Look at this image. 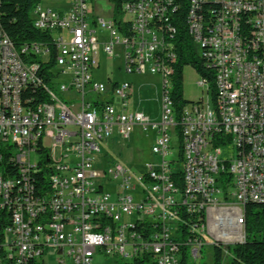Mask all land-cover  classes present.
I'll return each instance as SVG.
<instances>
[{"label": "built area", "instance_id": "obj_1", "mask_svg": "<svg viewBox=\"0 0 264 264\" xmlns=\"http://www.w3.org/2000/svg\"><path fill=\"white\" fill-rule=\"evenodd\" d=\"M199 1L41 0L33 22L50 39L17 47L0 32V264H181L184 245L193 263L208 234L225 253L245 241L243 209L264 203V0H220L191 22ZM181 11L216 81L213 90L201 78L202 96L178 118L170 78ZM101 51L122 55L127 72L161 74L158 123L128 111L131 82L93 77ZM51 58L56 84L40 62ZM33 90L47 101L33 102ZM137 126L155 131L157 158L135 171L101 144L129 140ZM44 158L49 186L37 190Z\"/></svg>", "mask_w": 264, "mask_h": 264}, {"label": "trees", "instance_id": "obj_2", "mask_svg": "<svg viewBox=\"0 0 264 264\" xmlns=\"http://www.w3.org/2000/svg\"><path fill=\"white\" fill-rule=\"evenodd\" d=\"M41 0H0V26L3 31L11 38L17 47L26 44H31L34 41H45L50 39V36L45 32L38 30L34 26L32 9L35 4ZM201 4L203 5L202 12H208L207 8H218L217 4ZM178 20V31L173 38L176 46L174 47L177 54V61L175 63V72L172 75V90L171 95L174 102V108L177 117L180 118L181 112L187 104L193 102L188 101L183 97V69L186 65H192L193 68L200 74L201 78L205 79L210 87L214 90L216 73L215 69L206 63L204 58L199 53V48L193 43L186 23V11L178 12L176 15ZM163 21L158 26L166 25ZM252 29V28H250ZM52 48V56L56 55V48ZM198 48V49H197ZM43 70L47 73V82L55 83L56 74L50 72V68H54V59L51 58L49 62L43 63ZM33 102L47 101V96L40 90H33L29 92ZM44 153V149H42ZM46 160L41 162L40 169L36 171L38 178L37 190L45 189L49 186V177L51 170L45 165ZM230 177L226 178V187L230 185ZM245 212V234L246 239L243 243L233 244L228 246L230 258L226 262V254L219 246H212L213 261L211 264H264V203L248 202L244 209ZM196 217H194L195 220ZM202 221L205 219L204 212L201 213ZM184 232L188 230L184 228ZM189 250L186 245L182 247L181 264H208L206 262H190Z\"/></svg>", "mask_w": 264, "mask_h": 264}, {"label": "rangeland", "instance_id": "obj_3", "mask_svg": "<svg viewBox=\"0 0 264 264\" xmlns=\"http://www.w3.org/2000/svg\"><path fill=\"white\" fill-rule=\"evenodd\" d=\"M51 6L56 7V3L51 2ZM108 21L109 18L106 17ZM102 31V32H101ZM98 33L107 35V31L98 27ZM93 77L97 81L109 85V79L112 81H129L132 83V94L129 97L128 111H140L150 117L152 123H158L161 117L162 94L164 88L163 77L159 73L127 72L124 57L120 54L113 58L108 57L102 51L98 56V66L93 70ZM183 97L188 101H195L202 96L203 87L198 84L201 80L200 74L192 67L186 65L183 69ZM59 81H68L67 76H61ZM172 80L170 78V85ZM155 131L151 128L143 130L141 127H135L129 140H112L108 144H101L102 153H108L109 158L121 161L133 170L142 169V164L146 161L154 160L157 156L152 154V145L155 138ZM173 151L177 156L179 153L178 138L173 139ZM221 159H230L233 148L229 145L222 147ZM39 154H34V159H39ZM101 159V157H100ZM101 161V160H100ZM101 163V162H99ZM212 236L208 234L205 244L202 248V258L200 262L211 264L213 261ZM226 254V262L230 258L229 251ZM112 261V259H110ZM98 264L101 258L96 259ZM110 262V261H109Z\"/></svg>", "mask_w": 264, "mask_h": 264}, {"label": "bare ground", "instance_id": "obj_4", "mask_svg": "<svg viewBox=\"0 0 264 264\" xmlns=\"http://www.w3.org/2000/svg\"><path fill=\"white\" fill-rule=\"evenodd\" d=\"M212 3L217 4L220 7V0H202L199 1V4L196 5L195 11H190V21L191 22H199V15H202V6L201 4H210ZM211 4V5H212ZM215 8V7H214ZM209 10V8H207ZM153 21L156 22V26H158L159 23H162L165 21V15L162 14L161 11H153ZM166 25H162V27H159V31H166L168 30V21ZM250 28L252 29H258V22H250ZM0 32H4L2 27L0 26ZM198 49V48H197ZM199 53L201 56H204V49L199 48ZM13 190H16V183L14 182H6L5 185H3V196H12ZM243 218H245V212L243 209Z\"/></svg>", "mask_w": 264, "mask_h": 264}, {"label": "crops", "instance_id": "obj_5", "mask_svg": "<svg viewBox=\"0 0 264 264\" xmlns=\"http://www.w3.org/2000/svg\"><path fill=\"white\" fill-rule=\"evenodd\" d=\"M137 127H139V126H137Z\"/></svg>", "mask_w": 264, "mask_h": 264}]
</instances>
